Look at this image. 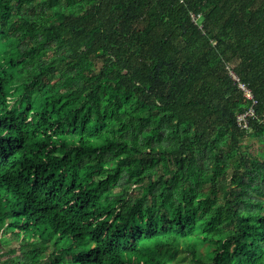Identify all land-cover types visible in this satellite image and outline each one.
Segmentation results:
<instances>
[{
    "label": "trees",
    "instance_id": "trees-1",
    "mask_svg": "<svg viewBox=\"0 0 264 264\" xmlns=\"http://www.w3.org/2000/svg\"><path fill=\"white\" fill-rule=\"evenodd\" d=\"M36 243L264 264V0H0V264Z\"/></svg>",
    "mask_w": 264,
    "mask_h": 264
},
{
    "label": "rangeland",
    "instance_id": "rangeland-1",
    "mask_svg": "<svg viewBox=\"0 0 264 264\" xmlns=\"http://www.w3.org/2000/svg\"><path fill=\"white\" fill-rule=\"evenodd\" d=\"M248 136H246L245 143L250 142V146L253 147L251 148V152L256 153L258 149L256 139L255 140L251 139ZM34 247L37 248L38 256H39V259L41 260V264H52L51 254L53 253V246H48L45 243H36L35 245L28 247V250ZM18 254L21 255L22 252L19 251ZM191 258L192 257L188 253L182 252L181 254H178L177 259H175L174 262L171 264H190Z\"/></svg>",
    "mask_w": 264,
    "mask_h": 264
},
{
    "label": "built area",
    "instance_id": "built-area-1",
    "mask_svg": "<svg viewBox=\"0 0 264 264\" xmlns=\"http://www.w3.org/2000/svg\"><path fill=\"white\" fill-rule=\"evenodd\" d=\"M232 76L234 77V80L239 81L238 78H236L233 73ZM239 87L244 92V96L246 97V100L250 102V108L238 116V125L241 128V130H246L248 132L251 130L250 127L251 121L257 118L256 111L254 108L257 105L258 101L255 99L254 95L248 89L247 86L240 83Z\"/></svg>",
    "mask_w": 264,
    "mask_h": 264
}]
</instances>
